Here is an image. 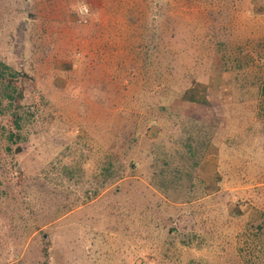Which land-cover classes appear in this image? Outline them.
Instances as JSON below:
<instances>
[{"label": "rangeland", "instance_id": "374dc122", "mask_svg": "<svg viewBox=\"0 0 264 264\" xmlns=\"http://www.w3.org/2000/svg\"><path fill=\"white\" fill-rule=\"evenodd\" d=\"M1 63L0 264H264V0H0Z\"/></svg>", "mask_w": 264, "mask_h": 264}, {"label": "trees", "instance_id": "16d2710c", "mask_svg": "<svg viewBox=\"0 0 264 264\" xmlns=\"http://www.w3.org/2000/svg\"><path fill=\"white\" fill-rule=\"evenodd\" d=\"M1 69H0V78H3V80L7 81V88L9 90H12V93L11 92H8V94L4 97L5 100L11 105L13 103V101L16 100L17 104L19 102V100H21L22 98V93H17L15 90L16 88L12 87V82L11 81H14L13 79L16 78L17 75H13V73L11 72V70L6 66V65H3L1 63ZM10 71V72H9ZM9 78V79H8ZM2 80V79H1ZM2 80V81H3ZM13 93H16V98L15 95H13ZM159 121V120H157ZM188 147L190 148L191 145L188 143ZM131 168H133V165H130ZM179 167H177L175 164H173L171 161L167 160L165 161V164L162 165V170L160 172H157V171H154L153 172V175L155 177H161V176H165V175H169L171 172H174L173 176H172V179H168V181L171 182V188H175V180L174 178L181 173V171H179L180 169H178ZM164 189V188H162ZM43 242L44 243H47L46 242V239H43Z\"/></svg>", "mask_w": 264, "mask_h": 264}]
</instances>
